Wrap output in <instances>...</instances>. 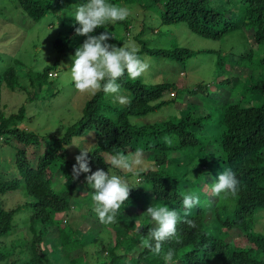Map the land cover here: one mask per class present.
Masks as SVG:
<instances>
[{"label":"trees","instance_id":"1","mask_svg":"<svg viewBox=\"0 0 264 264\" xmlns=\"http://www.w3.org/2000/svg\"><path fill=\"white\" fill-rule=\"evenodd\" d=\"M155 1L161 3L164 23L185 22L192 32L215 40L225 39L238 30H251L255 43L264 49V0ZM20 2L34 23L66 5V0ZM108 2L127 5L132 11L133 6L125 0ZM59 18L64 31L47 46L49 52L56 48L57 54H45V66L35 69L15 59L0 70V104L5 101L4 89L26 96L25 102L15 106V111L0 113V141L3 139V145L15 144L18 165L17 174L10 178L3 179L0 174V248L4 249L0 250V264H165L164 255L169 249L174 252L172 264H264V227L257 228L260 221H264L263 216H257L258 210H264V51L255 54L257 68L252 59L253 49L241 53L236 62L227 61L226 56L218 53V73L214 80L199 83L187 91L195 97L199 93L205 98L215 95L205 114L188 101L169 118L149 124L133 122L134 117L145 116L175 101L188 85L183 79L156 83L130 81L125 72L117 83L132 94L130 103L123 107L110 104L106 94L100 91L86 101L83 115L75 123L64 125L62 135L42 136L24 124L27 119H33V116L28 117L26 103L33 102L45 81H50L49 73L58 67L64 53L81 45L75 32L79 27L75 18L64 15ZM126 20L131 23L117 21L115 24L125 23L127 35L141 25L133 38L140 43L142 54L148 52L161 59L184 62L195 53L215 51L150 47L149 41L141 36L144 30H150L147 24L132 15ZM53 23L50 20L46 24L52 27ZM105 30L113 34L107 25L93 34L99 35ZM110 41L117 42L116 38ZM36 46V42H32L31 49ZM233 63L237 65V74L230 68ZM245 68L253 71L252 75L256 70L261 72L259 76L253 75L252 83L250 74L244 83H236ZM225 71L228 77H223ZM223 85L229 87L230 93L225 90L221 94ZM248 90L257 93L256 99L252 96L247 101L244 94ZM255 100L259 103L254 104ZM183 101H187L186 97ZM89 133L94 141L92 146L82 145L75 152L69 151L77 138ZM165 137L171 138L170 145L164 142ZM32 144L38 145L32 151L38 158L35 164L28 159V148ZM41 146H45L43 153ZM207 147L211 150V159ZM81 148L90 151L89 164L93 172L103 169L109 170L111 175L114 170L115 175L132 187L129 199L117 214L118 221L112 225L102 224L93 210V190L85 180L90 173H84L83 177L80 174L77 180L72 178L75 157ZM137 149L155 152L156 158L152 165L137 168L136 174L109 168L103 160L109 154L128 155ZM228 167L239 180L238 191L209 198L212 183L219 172ZM57 170L66 177L59 190L54 186L53 177ZM131 176L139 177L140 181L133 184ZM79 183L88 190L80 191ZM20 188L33 199L14 208L7 207L3 196ZM187 192H195L200 199L189 216L195 220V228L183 222L181 193ZM152 205H166L181 215L177 238L165 241L159 255L142 243L148 239L149 229L156 226L146 213ZM25 207L29 208L28 217L16 220L15 216ZM73 211L79 214L74 215ZM58 213L65 214L57 218ZM70 214L75 217L70 218ZM89 218L92 220L87 222ZM110 229L114 233L112 237ZM88 247H94L91 253L92 248Z\"/></svg>","mask_w":264,"mask_h":264},{"label":"rangeland","instance_id":"2","mask_svg":"<svg viewBox=\"0 0 264 264\" xmlns=\"http://www.w3.org/2000/svg\"><path fill=\"white\" fill-rule=\"evenodd\" d=\"M85 2L86 0H66V5L61 10L51 11L40 22L34 23L27 15L26 11L21 5L20 0H0V70L7 64L12 63L15 59L23 60L27 64L32 65L35 69H40L41 66H45L47 63L45 54L49 53V55L54 56L57 54L56 48L54 51L51 50L49 52L47 50V46L53 41L58 33L64 31L65 26L62 24V21H60L59 16L64 15L70 19L74 18L72 14H74L79 5ZM125 3L133 6L131 7L132 11L130 12V15L136 17L140 21H144L150 28L149 31L144 30L141 35L144 41H149L148 43L150 47L155 46L172 48L178 46L188 47L191 49L207 48L215 50L213 53H195L190 59H187L184 62L161 59L162 57H158L157 54L148 52L142 54L139 52L141 51V45L133 38V36L141 30L140 24L138 29H131L128 35L126 33L125 23L119 25L115 23L106 24L111 28V31L117 40L116 43L110 40L108 43L115 44L117 46H123V44L134 45L139 50V57L148 65L146 71L141 75V77L135 80H141L145 83H156L168 80L175 82L183 79L188 85L186 86V89L179 93L178 98L175 101H172L159 110L150 112L145 116L134 117L132 121L137 124L153 123L160 121L161 119L169 118L178 110H182L188 101L195 103L201 112L205 114V112L212 106V99L215 97V95L214 97L205 98L202 93H199L197 97H195L187 94V91L188 89L195 88L199 83H209L214 80L218 73V53L220 52L226 56L227 61L236 62V58H239L241 53L246 54L247 51L253 49L254 52L252 54V59L254 61L255 54L257 55L263 53L264 51L261 46L259 47L257 43H255L256 41H254L253 32L251 30H238L225 36V39L215 40L192 32L185 22L164 24L160 15L161 3L158 1L125 0ZM116 5H119V3H116ZM124 6L127 7V5ZM50 20L54 22L52 27H48L46 24ZM123 21L126 23L130 21L129 23H131V20L125 19ZM132 23L135 26L133 21ZM78 36L82 45L87 37L81 35ZM34 41L36 42L37 46L36 48L31 49L32 42ZM121 41L122 43L120 45L119 43ZM76 49L68 51L66 55L64 53L57 69L55 68L52 70L54 73L57 71V75L54 77L50 76V79H48L50 81H45L43 88L35 100L33 102L29 101L26 103L28 106V117L33 116L31 121L27 119V121L24 123L26 124L27 129L33 130L42 136H46L48 133H58L59 135H62L64 131V125L69 126L70 124L75 123L82 116L86 101L89 100L93 95L90 93H80L77 91L75 89L74 83L70 79V67L73 63L72 58ZM253 63L256 65V68L259 67L258 62L254 61ZM233 66H235V68ZM233 66L230 68L231 70L235 69L234 71L236 73L237 65L233 63ZM231 70L229 69L228 71L230 72ZM228 71H225L223 77L227 76ZM252 72L253 71H249V68H245L243 74L242 72L239 73V79H237L236 83H244L246 81L247 75L249 74V80L252 83L254 81L253 75L259 76L261 70H256V73L253 75L251 74ZM19 73L22 76L25 75L22 70H20ZM129 80L134 81L130 78ZM121 89L123 95L127 96L129 99L132 97V94L122 86ZM220 90L221 94H223L225 90H228L230 93V89L226 85L220 87ZM244 96L247 97L248 101V97L253 96V98L256 99L257 93H253L248 90ZM185 97L187 100L186 102L183 101ZM3 100L5 101L4 103L0 104V113L12 112L15 111V106L19 104L21 105V103L25 102L26 96L20 92H11L8 89H4ZM106 101L119 107L124 106L120 105L119 103H113V99L110 95H106ZM255 103L257 104L259 101L255 100L254 104ZM215 118L216 121H218L217 117ZM2 141L3 139L0 141V174L1 178L8 179L11 176L17 174L16 171H18V165L16 162L17 149L15 144L3 145ZM93 142L94 141L91 138L90 133L84 134L80 136V138H77L75 146L69 147V151L75 152L77 148L82 145L90 147L92 146ZM36 146L38 145L32 144L28 148V159L34 164L38 161V158H36L37 156H34L32 153ZM22 147H25V145H22ZM40 151L43 153L45 151V146H41ZM142 153V164L137 168H146L147 165H152L156 158L155 152L142 150ZM207 154H209L208 158L211 159L212 153L209 147H207ZM3 172L5 174H3ZM111 172V175H115L114 170ZM83 176L84 173H81V177ZM53 177H55V188L57 190L61 189L66 180L65 175L57 170ZM130 179L135 185L140 181L139 177L137 176H131ZM77 187L80 191L88 190L87 186L82 183H79ZM137 187L143 189V187H140L139 185H137ZM211 196H213L212 193L209 195V198H211ZM3 197L5 199L6 206L9 208L17 207L18 205L33 199L26 193L24 189L22 190L21 188L11 191L5 194ZM131 207L132 205L130 208ZM28 210L29 208L25 207L22 210L23 212L21 211L15 216V219L19 220V218H27ZM82 211L85 212L86 208H83ZM63 214L65 213H58L56 217L59 218ZM73 214L77 215L79 212L73 211ZM74 215L70 214V218L75 217ZM259 215L264 217V210H258V218ZM91 220L92 219L89 218L87 222ZM263 227L264 221L262 220L257 225V228ZM82 229L83 228L80 230ZM109 235L111 237L114 235L113 230H111ZM88 248H92L90 251L91 253L94 247ZM0 250L4 251L3 248H0Z\"/></svg>","mask_w":264,"mask_h":264},{"label":"clouds","instance_id":"3","mask_svg":"<svg viewBox=\"0 0 264 264\" xmlns=\"http://www.w3.org/2000/svg\"><path fill=\"white\" fill-rule=\"evenodd\" d=\"M130 14L129 8L109 3L108 0H86L72 14L79 25L75 29L76 34L87 37L76 49L70 67V79L80 93L95 95L103 91L112 97L113 103L120 105L130 103V99L122 94L121 85L117 81L124 76L125 72L133 80L141 77L148 65L139 57V50L134 45L117 46L108 43L115 37L107 30L99 35L92 34L108 23L114 24L127 19ZM56 75L57 71L49 73V76ZM164 142L170 145L172 140L165 137ZM89 152L87 148H81L80 154L75 157L76 164L73 165L72 178L77 180L81 173H90L85 180L93 190L91 195L93 210L102 224L112 225L117 222V214L125 201L129 199L132 187L120 176L110 175L109 170L97 169L93 172L89 164ZM103 160L109 168L136 174L137 167L142 164L143 153L142 149H137L128 155L111 154ZM238 186L239 180L236 173L228 167L219 172L210 190L213 196L219 197L221 194H235ZM181 195L184 209L183 222L189 228H195V220L189 219V216L192 208L200 203L199 196L195 192L181 193ZM146 213L156 226L149 229L148 239L142 243L153 254L159 255L165 241L177 238V224L181 221V215L177 210L170 209L166 205H152L147 208ZM173 255L172 249L165 253V264H172Z\"/></svg>","mask_w":264,"mask_h":264}]
</instances>
